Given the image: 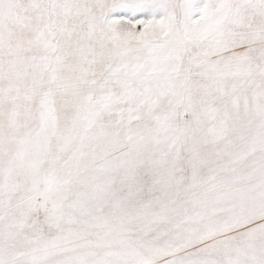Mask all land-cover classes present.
Here are the masks:
<instances>
[{
	"label": "snow or ice",
	"instance_id": "snow-or-ice-1",
	"mask_svg": "<svg viewBox=\"0 0 264 264\" xmlns=\"http://www.w3.org/2000/svg\"><path fill=\"white\" fill-rule=\"evenodd\" d=\"M0 264H264V0H0Z\"/></svg>",
	"mask_w": 264,
	"mask_h": 264
}]
</instances>
